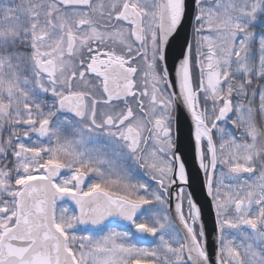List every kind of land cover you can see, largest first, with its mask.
<instances>
[{
  "label": "snow or ice",
  "instance_id": "obj_1",
  "mask_svg": "<svg viewBox=\"0 0 264 264\" xmlns=\"http://www.w3.org/2000/svg\"><path fill=\"white\" fill-rule=\"evenodd\" d=\"M194 3V42L175 83L163 64L185 0L0 3V264H210L203 225L195 228L200 209L189 196L184 214L183 188L175 211L186 236L151 207L167 203L177 180L187 184L172 151L179 105L194 122L216 215V264H264V0ZM201 97L211 112L201 110ZM113 102L123 108L104 110ZM101 139L103 150L87 147ZM150 139L164 158L148 151ZM128 161L149 170L159 190L134 183ZM65 199L77 211L58 208ZM112 218L154 237L153 245H138L132 231L107 223ZM80 226L101 231L78 236Z\"/></svg>",
  "mask_w": 264,
  "mask_h": 264
},
{
  "label": "water",
  "instance_id": "obj_2",
  "mask_svg": "<svg viewBox=\"0 0 264 264\" xmlns=\"http://www.w3.org/2000/svg\"><path fill=\"white\" fill-rule=\"evenodd\" d=\"M195 15L196 8L194 0H185V14L182 23L178 31L170 38V43L165 49L166 58L163 66L168 69L170 73L169 79L172 83H175L176 67L179 64V60L182 59V53L186 50L187 44L190 41L192 23L195 20ZM174 154L179 155L181 161L185 164V171L188 179L187 184L182 185L180 181L177 180L171 185L168 201L169 215L173 224L179 230L180 235L182 237L186 236L175 211V205L178 202L177 196L183 188L185 202L187 204L186 216L188 214V197L191 196L193 203L196 204L201 212L200 221L196 224L197 233L201 225H203L205 231V250L209 256L210 264H216V252L218 250L216 215L212 208L211 197L208 195L205 187V174L203 170H201L195 155V125L190 114L183 105H179L174 111ZM115 219L118 218H112L108 222ZM122 222L128 224L126 221ZM82 227L95 229L90 226Z\"/></svg>",
  "mask_w": 264,
  "mask_h": 264
},
{
  "label": "flooded vegetation",
  "instance_id": "obj_3",
  "mask_svg": "<svg viewBox=\"0 0 264 264\" xmlns=\"http://www.w3.org/2000/svg\"><path fill=\"white\" fill-rule=\"evenodd\" d=\"M194 22L195 20L193 21V24H192V29H191V38H190V41H193L194 42V33H193V28H194ZM111 46V42H109V47ZM117 51H119V46L117 45ZM138 64H143L142 61H138ZM142 76L141 75H138L137 76V81L138 83L140 82ZM94 79V78H93ZM75 87V85H74ZM142 85H141V89H142ZM79 88L80 90H83L84 89V85L83 83H81L79 85ZM150 90V89H149ZM41 96H44L43 93H41ZM98 99L100 98L99 96L97 97ZM46 100L48 101H51L53 98L51 97L50 94H48L46 97H45ZM130 103L133 104V106L135 107V102L131 101L130 100ZM145 103L147 104V99L145 100ZM121 108H123V103L122 102H113V105L112 106H109V107H105L104 110L106 111H113V110H120ZM215 131L214 130V136H216L215 134ZM145 135H147V133H145ZM171 138H172V141H173V144H174V112L172 114V120H171ZM33 139H37L35 137V135L33 134ZM26 142H30V141H26ZM45 143H49L47 140H45ZM103 139H101L99 141V143L97 144H92V143H89L87 145L88 148H93V147H99L103 150ZM143 146V145H142ZM159 147L160 145H157L154 141H152L151 139L148 141V151L151 152L153 149L156 150V152L158 153V156L160 158H164L166 156V153H160L159 152ZM203 149L205 150V152L207 151V145L203 144L202 145ZM173 153H174V148H173ZM125 166H130L134 169V173H133V177H132V181L135 183L136 181H140V182H143V183H146L148 186H149V191H152V190H159V185L156 183V181L154 179H152V176L149 174V170L147 169H142L140 168L137 164H135L133 161H128L127 164ZM61 175H70V172L69 170L67 169H64L61 171ZM90 182V180L88 178H86V182H85V185H83L82 187H87V183ZM144 192L143 189H140V194ZM183 196H184V193H183ZM165 199L167 200V203L165 204L166 205V210H167V214L169 215V211H168V201H169V196L168 197H165ZM58 204H68L74 211H76V207L75 205L70 201V200H67L65 199L64 201H58ZM183 209H184V214L186 215V211H187V208L185 206V197L183 199ZM170 216V215H169ZM171 218V217H170ZM172 221V219H171ZM173 223V221H172ZM108 224L110 226H117L120 230H129V231H132L133 234L135 235H139L141 237L140 234H137L135 233V229L132 228V226L130 224H126L124 222H122L121 220H118V219H115V220H112L110 222H108ZM82 227V226H80ZM86 232H93L95 231L96 233L100 232L101 230L100 229H88V228H84L82 227ZM147 235H143L142 237H146ZM182 237V236H181Z\"/></svg>",
  "mask_w": 264,
  "mask_h": 264
},
{
  "label": "rangeland",
  "instance_id": "obj_4",
  "mask_svg": "<svg viewBox=\"0 0 264 264\" xmlns=\"http://www.w3.org/2000/svg\"><path fill=\"white\" fill-rule=\"evenodd\" d=\"M5 2L11 3V0H0V3H5ZM16 2H19V0H16ZM256 32H257V37H258L259 36V33H260V29L257 28L256 29ZM205 34H207V30H205ZM205 51H206V49H205ZM195 70H194L195 84H196V86H198L199 85V69L198 68H195ZM253 87H258V85H253ZM205 107H207L208 110H209V112H211V102L209 101L208 104L205 105V103L203 101V98L201 97V110H203ZM220 126H222L225 129L226 132L237 133V130L230 123L222 122L220 124ZM6 134L7 133H5V135ZM215 134H216V131H215ZM215 137H216V141L215 142L217 143V146H218L219 145V137H218L217 134H216ZM25 143H30V142H26L25 141ZM203 144L207 145V141L204 140L203 141ZM11 159L12 158H11V156L9 154V161L6 162V163H8V166L9 167L12 166ZM220 171H221V169L218 167L217 170H216V175L217 176H219ZM224 171H226V169H224ZM141 194H145V193L142 192ZM64 206H66L69 209L70 212H75L68 204H65V205L64 204H58V208L59 207H64ZM185 206L187 208L186 202H185ZM146 207H148V206H146ZM151 207H153L154 209L158 210L161 216L163 214H165V213L167 214L166 205H164L162 207L161 206H157V205H153ZM113 227H116L117 230H120L117 226H113ZM75 231H76V234L78 236L79 235H89V234H92V235H99L100 234V232L96 233L95 231H93V232H86L82 227H78ZM233 231L234 230H232V229H227V228L225 229V233H227V234H231ZM134 236L136 237V239H135L134 242L137 243L140 246H152L153 243H154V241H155V238L154 237H151V236H148V235L146 237H142V236L140 237L139 235H135L134 234Z\"/></svg>",
  "mask_w": 264,
  "mask_h": 264
},
{
  "label": "trees",
  "instance_id": "obj_5",
  "mask_svg": "<svg viewBox=\"0 0 264 264\" xmlns=\"http://www.w3.org/2000/svg\"><path fill=\"white\" fill-rule=\"evenodd\" d=\"M194 70H195V68H194ZM196 71V70H195ZM213 139H214V141H216V137L214 136V132H213Z\"/></svg>",
  "mask_w": 264,
  "mask_h": 264
}]
</instances>
